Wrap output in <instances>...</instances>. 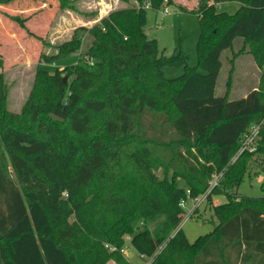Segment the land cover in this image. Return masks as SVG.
<instances>
[{
    "label": "trees",
    "instance_id": "obj_1",
    "mask_svg": "<svg viewBox=\"0 0 264 264\" xmlns=\"http://www.w3.org/2000/svg\"><path fill=\"white\" fill-rule=\"evenodd\" d=\"M12 1L22 0L0 5ZM148 1L157 11L170 0ZM224 1L240 6L227 14L210 4L197 14L192 67L180 51H158L144 30L146 10L128 6L41 52L39 61L54 64L86 34L91 62L52 73L37 65L19 112L6 108L0 71V264H131L119 253L125 238L149 264H264V196L235 194L253 159L264 173V130L253 153L231 162L242 134L264 116V74L245 97L229 100V85L214 93L221 52L235 38L243 45L230 64L244 52L264 64V0ZM9 17L26 30V18ZM165 67L182 73L166 78ZM220 172L206 196L208 204L226 197L210 206L217 224L189 243L177 229L179 203Z\"/></svg>",
    "mask_w": 264,
    "mask_h": 264
},
{
    "label": "rangeland",
    "instance_id": "obj_2",
    "mask_svg": "<svg viewBox=\"0 0 264 264\" xmlns=\"http://www.w3.org/2000/svg\"><path fill=\"white\" fill-rule=\"evenodd\" d=\"M63 1V8L58 7L56 0H22L0 5V59L3 62L0 71L7 92L6 108L11 112H19L32 85L33 74L37 65L52 73L56 68L62 70L64 67L75 65L79 58L86 60L84 52L88 48L90 38L84 34L78 51L54 64L48 65L39 61L41 52L46 54L56 52L57 47L70 38L75 28L81 26L90 28L105 17L108 12L117 8L132 6V0ZM173 1H169L170 6L167 8V14L152 9L146 10L144 30L147 37L156 40L158 51H163L166 56L180 51L187 56L188 65L192 67L197 64L196 45L200 33L199 23L196 15L193 14L194 12H185L181 8H176ZM206 6L207 4H203L201 7ZM19 9L25 10L20 12ZM215 9L217 12L233 14L238 6L234 1H223L215 6ZM9 16L26 18L24 25L27 31L12 22ZM239 42L240 38L233 41L232 50L240 47ZM229 58L230 50H224L220 56L222 67L214 92L217 97H221L225 92V82L229 70V63L226 59L229 60ZM87 62L90 63L91 61ZM163 72L164 76L170 79L181 75L182 69L165 67ZM241 93L243 91L234 85L227 96L229 100H235L242 96ZM258 163L257 159L250 162L249 171L235 190L238 197L264 196V173L260 172ZM8 170L11 173L9 167ZM156 174L162 177V170H157ZM100 180H96L91 186ZM177 184L182 185V182L177 180ZM224 202H226V197L223 193L212 195L210 204L205 200L198 206L197 212L192 217L180 223V228L189 243L213 230L217 221L210 210V206ZM191 205L192 202H188L187 208H191ZM125 239L124 241L128 243L127 238ZM122 256L131 264H147L149 261V258L139 257L131 246ZM105 264L116 263L109 259Z\"/></svg>",
    "mask_w": 264,
    "mask_h": 264
},
{
    "label": "crops",
    "instance_id": "obj_3",
    "mask_svg": "<svg viewBox=\"0 0 264 264\" xmlns=\"http://www.w3.org/2000/svg\"><path fill=\"white\" fill-rule=\"evenodd\" d=\"M223 1L224 0H174L173 5L176 8H181L185 12H191V13L194 12L193 14H195L197 17V14L199 13L198 11L199 10L201 11V9H202L201 6H203V4L204 5L213 4L214 6H218ZM203 2H205V3H203ZM234 2L236 3V5L238 7L240 6L239 2H237V1H234ZM24 10L25 9H23V10L19 9L18 11L23 12ZM35 10H37V8H35ZM239 45H240V47H238L236 50H232V45H231V48H228V50H230L229 60L231 59V54L233 52L236 53L242 47V45H243L242 39H240ZM225 50H227V49H225ZM222 52H221V55H222ZM226 60L229 63V60L228 59H226ZM220 62H221V60H220ZM221 67H222V63H221L219 71L221 70ZM230 70H231V76H230L231 78L229 81L226 80V82H225V92L227 91V89H226L227 85H229V90H228L229 93H230L232 87L235 85L236 87L239 88V90L243 91V93H241L242 96L240 97V98H242V97H245L248 92L255 90L257 88L258 83H259V79H260V75L264 74V64L261 67H257V65L255 64V61L253 60V57L249 53L244 52L240 55H237L233 59L232 64L229 63L228 75H229ZM227 79H228V76H227ZM225 92H224V94H225Z\"/></svg>",
    "mask_w": 264,
    "mask_h": 264
},
{
    "label": "built area",
    "instance_id": "obj_4",
    "mask_svg": "<svg viewBox=\"0 0 264 264\" xmlns=\"http://www.w3.org/2000/svg\"><path fill=\"white\" fill-rule=\"evenodd\" d=\"M132 6L136 9H145V10L151 9V5H150V2L148 0H142L140 2L137 0H132ZM167 8H168V6L166 5V2H165L163 4V7L161 9L157 10V12H161L162 14H167L168 13ZM85 59L87 61H91V59H89L87 56L85 57ZM262 130H264V116L258 122L251 124L247 128V130L242 134L241 139H240L239 148H238L237 152L235 153V155L232 157L231 162H233L242 153H253L255 151L257 140H258L259 134ZM221 177H222V172L212 174L211 180L209 181V184H208L206 191L203 194H201L195 198H191L189 195V191L186 190L185 199L181 200L179 203V206L181 207V209H183V213L181 216L180 223L186 221L187 219H189L190 217L193 216V214L197 210L198 206L206 200V196L210 193V191L218 185ZM188 202H192L191 208H187ZM180 223H179L177 229L180 228V226H181ZM127 241H129L128 238H127ZM129 248H130L129 242L128 243L125 242L119 248V253L125 254L127 249H129ZM159 249H161V248H159ZM109 250L114 251L116 249L114 247H111V248H109ZM151 260H152V258H149V261L147 262V264H149Z\"/></svg>",
    "mask_w": 264,
    "mask_h": 264
},
{
    "label": "water",
    "instance_id": "obj_5",
    "mask_svg": "<svg viewBox=\"0 0 264 264\" xmlns=\"http://www.w3.org/2000/svg\"><path fill=\"white\" fill-rule=\"evenodd\" d=\"M66 80V77H64V81Z\"/></svg>",
    "mask_w": 264,
    "mask_h": 264
}]
</instances>
